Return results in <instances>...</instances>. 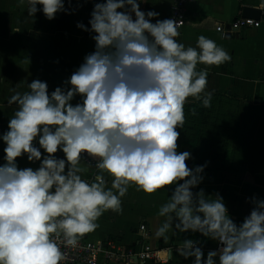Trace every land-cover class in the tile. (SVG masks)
Wrapping results in <instances>:
<instances>
[{"label": "clouds", "instance_id": "1", "mask_svg": "<svg viewBox=\"0 0 264 264\" xmlns=\"http://www.w3.org/2000/svg\"><path fill=\"white\" fill-rule=\"evenodd\" d=\"M91 2L87 24L76 27L94 50L71 75L52 91L39 78L27 91L9 89L6 104L15 107L0 132V264H63V249L79 247L101 216L123 213L130 187L168 190L149 225L152 238L183 236L175 253L189 264H264V197H248V214L234 219L223 195L200 187L210 161L189 167L192 153L178 150L188 99L212 106L209 72L197 65L219 67L231 55L204 35L186 46L176 19L142 9L148 0ZM18 3L49 21L84 6ZM18 158L38 166L21 167ZM207 241L216 246L206 249Z\"/></svg>", "mask_w": 264, "mask_h": 264}, {"label": "crops", "instance_id": "2", "mask_svg": "<svg viewBox=\"0 0 264 264\" xmlns=\"http://www.w3.org/2000/svg\"><path fill=\"white\" fill-rule=\"evenodd\" d=\"M79 2L84 3V0ZM76 3L77 0H73V6ZM173 3L174 0H148L141 7L160 12L163 19L168 18ZM259 4L260 0L191 2L187 6L186 25L177 38L186 46H195L198 36L204 35L222 46L232 57L230 62L219 67L197 65V70L206 69L209 72L208 89H214L215 98L218 96L225 101L226 109L214 112L221 116V120L224 116L225 121H221L220 126L203 127L198 136V128L178 129L181 132L178 150L192 153V159L186 161L189 167L210 161L205 181L200 187L209 193L215 191L223 195L230 213L238 221L250 210L246 202L248 197H264V10L260 9V18H254L262 21L258 28L230 31L229 24L236 18L244 17L246 7L259 9ZM91 9L92 2L88 0L74 14L61 13L49 21L42 12L29 16L26 5H20L18 0H0V132L6 130L15 107L6 104L7 97L12 94L9 89L18 84V91H27V83L39 78L47 81L52 91L82 63L85 54L94 50V41L89 34L76 27L78 21L87 24ZM219 24L225 26L224 33L217 31ZM197 101L190 97L186 103ZM225 133L233 134L228 147L225 144L227 137L222 136ZM195 140L196 147L188 143ZM4 146L0 141V157L4 155ZM0 163H3L2 159ZM20 166L36 167L38 164L29 165L25 159L20 160ZM85 178H90V174H85ZM167 198V189L146 194L130 187L123 198V213L106 212L98 220L99 228L85 238L95 243L116 241L132 246L141 237V225L146 224V241L158 248L159 255L168 262L133 264H189L175 253L183 236H172L170 233L167 243L152 238L149 225L157 223L156 213ZM187 235L200 238L199 234ZM215 246V242L207 241L205 248ZM169 249L172 250L171 255Z\"/></svg>", "mask_w": 264, "mask_h": 264}, {"label": "built area", "instance_id": "3", "mask_svg": "<svg viewBox=\"0 0 264 264\" xmlns=\"http://www.w3.org/2000/svg\"><path fill=\"white\" fill-rule=\"evenodd\" d=\"M196 0H174L171 12L168 16L176 19L181 27L179 32L181 34L187 21V6L189 3ZM262 21L254 18L239 17L229 24L230 31H237L240 29L258 28L261 26ZM218 32H225V26L219 24L217 26ZM178 38V37H177ZM144 234H141L140 239L132 246H124L116 241L95 243L86 239H81L79 247L76 249H63L66 253V260L63 264H101V262H118L125 264L143 263V262H156L166 263L167 259L159 255L160 250L153 247L147 242V225L142 224ZM141 225V226H142ZM141 230V227H140ZM141 233V231H140Z\"/></svg>", "mask_w": 264, "mask_h": 264}, {"label": "trees", "instance_id": "4", "mask_svg": "<svg viewBox=\"0 0 264 264\" xmlns=\"http://www.w3.org/2000/svg\"><path fill=\"white\" fill-rule=\"evenodd\" d=\"M211 107L210 108H205L203 107L202 103L200 101H197L192 104H185V124L184 128H190V127H195L197 129V135L201 134V129L204 127H208L212 125L213 127L220 126L221 121L224 123L225 117L223 116V120H221V116L215 115L214 112H220L223 109H226V104L225 101L222 100L221 98H218V96L213 95L212 97V102H211ZM231 105V103H229ZM195 112V115L192 113ZM234 126H235V120H234ZM222 136H226L227 139L225 141L226 147L229 146L230 144V139L233 137V134L231 133H225ZM187 143V141L185 142ZM192 146L196 147L197 146V141L193 142H188Z\"/></svg>", "mask_w": 264, "mask_h": 264}, {"label": "water", "instance_id": "5", "mask_svg": "<svg viewBox=\"0 0 264 264\" xmlns=\"http://www.w3.org/2000/svg\"><path fill=\"white\" fill-rule=\"evenodd\" d=\"M244 17H257L260 18L261 17V10L260 9H256V8H251V7H246L244 9V13H243Z\"/></svg>", "mask_w": 264, "mask_h": 264}]
</instances>
